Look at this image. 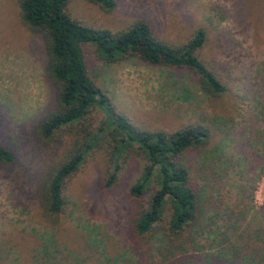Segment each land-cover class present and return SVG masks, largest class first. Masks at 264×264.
Wrapping results in <instances>:
<instances>
[{"label": "rangeland", "instance_id": "374dc122", "mask_svg": "<svg viewBox=\"0 0 264 264\" xmlns=\"http://www.w3.org/2000/svg\"><path fill=\"white\" fill-rule=\"evenodd\" d=\"M79 23L112 32L143 18L172 45L201 28L199 59L226 91L208 97L184 69L137 57L113 63L83 45L86 73L112 114L145 131L171 132L202 123L210 133L203 154L183 159L196 186V220L177 239L166 233L170 214L141 234L128 194L142 159L129 157L111 186L107 141L89 152L67 179V205L56 224L41 214L38 186L70 142L34 137L37 120L55 107V84L45 71L42 36L20 20L17 0H0V146L13 162L0 166V264H264V0H116L105 12L88 0H66ZM105 109L93 105L98 127ZM148 195L142 203L145 204Z\"/></svg>", "mask_w": 264, "mask_h": 264}, {"label": "trees", "instance_id": "16d2710c", "mask_svg": "<svg viewBox=\"0 0 264 264\" xmlns=\"http://www.w3.org/2000/svg\"><path fill=\"white\" fill-rule=\"evenodd\" d=\"M105 12L116 0H88ZM21 23L42 36L46 56L45 71L55 84V107L37 120L33 135L41 141L65 132L70 142L61 156L44 172L38 186L43 218L56 224L67 200L63 193L67 179L78 169L86 155L107 141L112 165L104 179L111 186L122 162L129 157L142 159L138 177L128 188L137 203L132 227L141 234L162 220L164 206L170 214L166 233L177 239L196 220L198 196L190 179L189 165L183 159L191 152L203 154L210 133L202 123L188 124L171 132L145 131L112 114L99 89L89 79L83 58V45L92 47L96 59L113 63L137 57L151 65L184 69L208 97L216 98L226 86L216 71L205 66L198 51L205 41L201 28L194 29L183 43L172 45L158 36L143 18L131 21L124 29L112 32L85 26L65 12L66 0H17ZM101 105L104 121L94 128L87 121L90 108ZM13 162L12 152L0 146V166ZM148 195L145 204L142 203ZM184 264H205L184 257Z\"/></svg>", "mask_w": 264, "mask_h": 264}]
</instances>
